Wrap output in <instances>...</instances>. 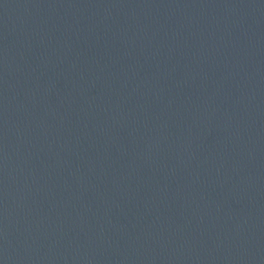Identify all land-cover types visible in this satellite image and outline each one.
I'll use <instances>...</instances> for the list:
<instances>
[{
	"label": "water",
	"instance_id": "1",
	"mask_svg": "<svg viewBox=\"0 0 264 264\" xmlns=\"http://www.w3.org/2000/svg\"><path fill=\"white\" fill-rule=\"evenodd\" d=\"M0 264H264V0H0Z\"/></svg>",
	"mask_w": 264,
	"mask_h": 264
}]
</instances>
